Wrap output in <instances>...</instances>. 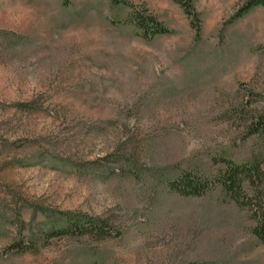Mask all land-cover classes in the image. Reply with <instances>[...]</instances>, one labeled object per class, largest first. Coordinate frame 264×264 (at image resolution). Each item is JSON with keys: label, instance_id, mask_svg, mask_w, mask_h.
Here are the masks:
<instances>
[{"label": "rangeland", "instance_id": "rangeland-1", "mask_svg": "<svg viewBox=\"0 0 264 264\" xmlns=\"http://www.w3.org/2000/svg\"><path fill=\"white\" fill-rule=\"evenodd\" d=\"M127 1L173 33L142 38L110 0H0V264H264L249 208L168 186L264 155L246 137L264 112V9L231 22L240 0H194L197 36L172 0ZM66 213L114 234L47 240Z\"/></svg>", "mask_w": 264, "mask_h": 264}, {"label": "trees", "instance_id": "trees-1", "mask_svg": "<svg viewBox=\"0 0 264 264\" xmlns=\"http://www.w3.org/2000/svg\"><path fill=\"white\" fill-rule=\"evenodd\" d=\"M116 6H131L127 0H110ZM178 4L190 20L192 28L197 36L201 34L200 16L196 10L194 0H172ZM264 9V0H240L239 8L232 17L235 22L254 9ZM125 20V23L134 25L140 36L146 40H153L155 37L170 35L169 29L147 8H135ZM246 137H258L264 145V112L254 115L247 124ZM217 164L223 165L218 174L214 177L199 176L194 172H184L177 179L169 182V188L185 197H201L208 191L220 186L222 190L240 208H249L254 213L257 226L254 228V235L264 243V155L254 154L248 163H236L227 158H220ZM247 188L254 192L249 195ZM66 226L61 229H52L46 233V239L53 238H83L91 237L101 241L113 236L114 228L108 222L87 215L66 213ZM119 236V233H117ZM36 248L33 243H15L9 248L14 253H26Z\"/></svg>", "mask_w": 264, "mask_h": 264}]
</instances>
